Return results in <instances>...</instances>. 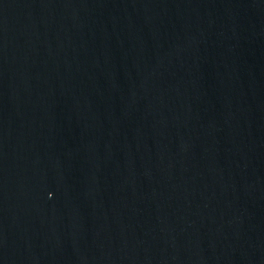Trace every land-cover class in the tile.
<instances>
[{"label": "water", "instance_id": "95a60500", "mask_svg": "<svg viewBox=\"0 0 264 264\" xmlns=\"http://www.w3.org/2000/svg\"><path fill=\"white\" fill-rule=\"evenodd\" d=\"M0 264H264V0H0Z\"/></svg>", "mask_w": 264, "mask_h": 264}]
</instances>
